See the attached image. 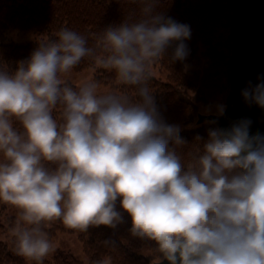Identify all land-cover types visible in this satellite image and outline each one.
<instances>
[{
	"label": "clouds",
	"instance_id": "1",
	"mask_svg": "<svg viewBox=\"0 0 264 264\" xmlns=\"http://www.w3.org/2000/svg\"><path fill=\"white\" fill-rule=\"evenodd\" d=\"M157 3L141 0V18L105 27L101 55L62 27L14 70L0 68V201L20 210L19 255L40 264L54 250L48 221L115 228L123 209L129 231L154 241L170 264H264V132L250 133V117L210 127L182 163L176 146L188 142L162 117L147 82L149 65L170 45L173 61L189 55L191 27ZM86 55L114 69L118 83L136 86L138 98L99 93L95 80L64 82L59 73ZM240 93L264 108V72ZM225 109L215 106L217 115Z\"/></svg>",
	"mask_w": 264,
	"mask_h": 264
},
{
	"label": "trees",
	"instance_id": "2",
	"mask_svg": "<svg viewBox=\"0 0 264 264\" xmlns=\"http://www.w3.org/2000/svg\"><path fill=\"white\" fill-rule=\"evenodd\" d=\"M236 0H158L156 10L163 11L177 21L191 27V37L186 41L190 53L183 60H172L173 45L167 52L149 65L148 80L154 92L157 108L168 123L178 124L180 135L188 142L176 146L182 163L187 164L188 154L196 150L197 134L206 138L213 122L198 123L199 107H211L225 100L229 91V57L231 55L232 31ZM141 0H0V68L12 71L17 63L26 60L40 42L58 38L62 27L84 35L87 45L97 55L103 49L97 46L102 30L123 20L133 22L141 18ZM10 29L20 32L33 30L39 40L25 43L13 41L7 36ZM92 69V80L137 99L136 86L118 83L114 69L95 63V57L86 55L72 66L73 72ZM60 74V73H59ZM76 88L74 85L69 84ZM60 106L53 115L60 118ZM16 206L0 201V230H13L19 219L9 216ZM117 208H120L117 200ZM123 219L115 228L106 225H90L86 231L66 226L56 218L45 224L51 240L58 233L75 234L81 243L87 264L110 257V264H155L162 255L155 242L134 236L130 231V217L121 209ZM20 217V216H19ZM107 239V243L105 240ZM147 247L148 253L139 250ZM29 259V258H28ZM8 245L0 241V264H12ZM29 264H37L29 259ZM40 264H83L70 251L55 253L44 258Z\"/></svg>",
	"mask_w": 264,
	"mask_h": 264
},
{
	"label": "water",
	"instance_id": "3",
	"mask_svg": "<svg viewBox=\"0 0 264 264\" xmlns=\"http://www.w3.org/2000/svg\"><path fill=\"white\" fill-rule=\"evenodd\" d=\"M229 66L230 87L224 114L213 116L197 112L198 120L228 127L241 117H250V133L264 132V108L246 103L240 93L247 80L255 82L257 73L264 72V0H236ZM157 264L170 262L163 259Z\"/></svg>",
	"mask_w": 264,
	"mask_h": 264
},
{
	"label": "rangeland",
	"instance_id": "4",
	"mask_svg": "<svg viewBox=\"0 0 264 264\" xmlns=\"http://www.w3.org/2000/svg\"><path fill=\"white\" fill-rule=\"evenodd\" d=\"M7 36L12 39L13 41L19 43H25L32 40H39L40 37H37L34 34L33 30H29L26 32H20L15 29H10L7 32ZM61 79L68 83L74 85L78 88L82 83L87 80H92L93 74L92 69H87L81 72H73L72 70H68L66 72H62L59 74ZM97 91L99 93H104L110 91L106 86L98 85ZM215 105L211 107H199L198 113L200 115H217L215 112ZM198 113L196 114L197 117ZM9 216H15L18 219L20 218V210L15 207L8 211ZM0 220H3L0 218ZM20 220V219H19ZM0 241L5 242L11 250L12 253V264H29V259L19 255L16 251L15 247V235L13 230H0ZM51 241L55 244V248L53 251L49 252L45 258H51L55 253L63 252V251H70L75 257L82 261L83 264H87V258L85 257L84 253L82 252L81 243L78 241L75 234H67V233H58L51 239ZM142 254H147L148 249L147 247H142L139 250Z\"/></svg>",
	"mask_w": 264,
	"mask_h": 264
}]
</instances>
